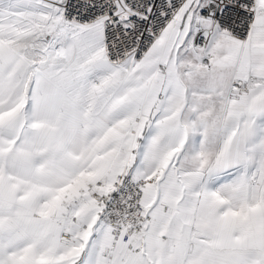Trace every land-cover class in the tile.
Here are the masks:
<instances>
[{
    "label": "snow or ice",
    "instance_id": "obj_1",
    "mask_svg": "<svg viewBox=\"0 0 264 264\" xmlns=\"http://www.w3.org/2000/svg\"><path fill=\"white\" fill-rule=\"evenodd\" d=\"M0 264H264V0H0Z\"/></svg>",
    "mask_w": 264,
    "mask_h": 264
}]
</instances>
